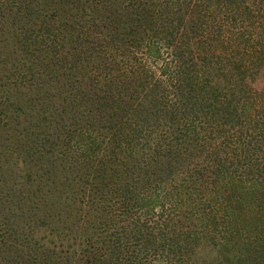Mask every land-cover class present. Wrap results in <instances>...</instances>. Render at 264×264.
<instances>
[{
  "label": "trees",
  "instance_id": "trees-1",
  "mask_svg": "<svg viewBox=\"0 0 264 264\" xmlns=\"http://www.w3.org/2000/svg\"><path fill=\"white\" fill-rule=\"evenodd\" d=\"M264 0H0V264H264Z\"/></svg>",
  "mask_w": 264,
  "mask_h": 264
},
{
  "label": "rangeland",
  "instance_id": "rangeland-1",
  "mask_svg": "<svg viewBox=\"0 0 264 264\" xmlns=\"http://www.w3.org/2000/svg\"><path fill=\"white\" fill-rule=\"evenodd\" d=\"M251 83L257 90L264 88V67L259 70L253 81L251 80Z\"/></svg>",
  "mask_w": 264,
  "mask_h": 264
}]
</instances>
